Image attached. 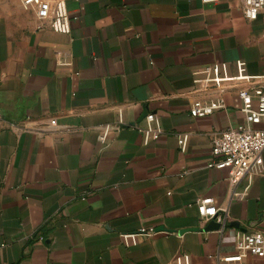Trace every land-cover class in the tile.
Returning <instances> with one entry per match:
<instances>
[{
	"label": "crops",
	"instance_id": "obj_1",
	"mask_svg": "<svg viewBox=\"0 0 264 264\" xmlns=\"http://www.w3.org/2000/svg\"><path fill=\"white\" fill-rule=\"evenodd\" d=\"M55 1L0 0V264H224L235 233L264 235V151L263 172L236 184L208 168L211 138L243 120L239 90L264 77V13L245 20L241 0H64L62 35L49 29ZM212 99L223 108L189 116ZM148 113L162 129L151 141L135 129ZM205 198L221 222L201 221Z\"/></svg>",
	"mask_w": 264,
	"mask_h": 264
},
{
	"label": "built area",
	"instance_id": "obj_2",
	"mask_svg": "<svg viewBox=\"0 0 264 264\" xmlns=\"http://www.w3.org/2000/svg\"><path fill=\"white\" fill-rule=\"evenodd\" d=\"M202 4H215L219 0H200ZM24 9L39 6L40 0H19ZM242 14L245 20L255 21L264 13V0H241ZM64 0H56L53 6L52 18L49 29L55 34L66 35L70 33L71 23ZM204 84L216 85L218 78L211 69L205 72ZM218 92H224L219 87ZM238 96L241 102L240 113L242 122L211 138V159L208 168L227 172L228 179L233 184L239 182L245 176L258 175L263 172L262 152L264 151V77L254 86L248 89H240ZM223 108L221 99L195 100L189 108L191 118H202ZM121 123V121L119 120ZM144 127L135 126L146 141L155 140L162 129L155 114H145L143 118ZM187 137L177 136V144L181 151L185 149ZM196 207L201 221H218L222 219L219 213L226 214L225 208H218L210 198L198 199ZM140 235L147 232L139 230ZM40 240L43 238L40 237ZM236 253L232 257H223L219 262L224 264H236L247 256L264 258V235L259 231L248 233H235ZM168 264H190L187 254H180L173 258Z\"/></svg>",
	"mask_w": 264,
	"mask_h": 264
}]
</instances>
